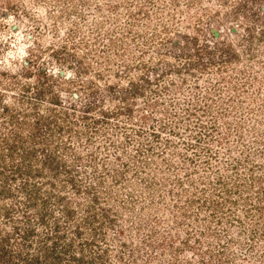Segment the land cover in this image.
Listing matches in <instances>:
<instances>
[{
    "label": "rangeland",
    "instance_id": "374dc122",
    "mask_svg": "<svg viewBox=\"0 0 264 264\" xmlns=\"http://www.w3.org/2000/svg\"><path fill=\"white\" fill-rule=\"evenodd\" d=\"M0 264H264V0H0Z\"/></svg>",
    "mask_w": 264,
    "mask_h": 264
}]
</instances>
